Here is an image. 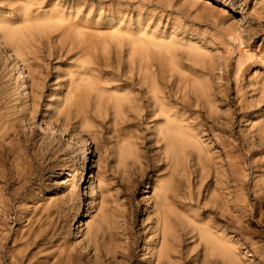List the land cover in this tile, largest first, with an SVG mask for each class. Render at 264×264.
I'll use <instances>...</instances> for the list:
<instances>
[{
	"label": "rangeland",
	"instance_id": "obj_1",
	"mask_svg": "<svg viewBox=\"0 0 264 264\" xmlns=\"http://www.w3.org/2000/svg\"><path fill=\"white\" fill-rule=\"evenodd\" d=\"M0 264H264V0H0Z\"/></svg>",
	"mask_w": 264,
	"mask_h": 264
},
{
	"label": "bare ground",
	"instance_id": "obj_2",
	"mask_svg": "<svg viewBox=\"0 0 264 264\" xmlns=\"http://www.w3.org/2000/svg\"><path fill=\"white\" fill-rule=\"evenodd\" d=\"M49 16V15H48ZM59 19V18H58ZM61 19V18H60ZM63 20V19H62ZM92 38V37H91ZM89 39V38H88ZM91 40V39H90ZM90 42V41H89ZM88 43V42H87ZM87 43H86V45H87ZM76 44V43H75ZM85 44V43H84ZM78 45V44H77ZM79 46V45H78ZM88 49V48H87ZM171 118V117H170ZM173 125V124H172ZM193 137V136H192ZM197 153V152H196ZM238 211V210H237ZM218 240V239H217ZM221 247V246H220ZM222 247H223V245H222ZM158 258H159V256H158Z\"/></svg>",
	"mask_w": 264,
	"mask_h": 264
}]
</instances>
